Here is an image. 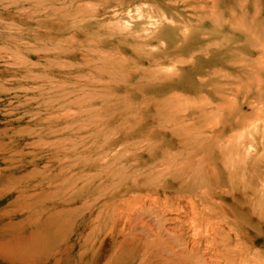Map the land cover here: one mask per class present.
<instances>
[{
	"label": "rangeland",
	"instance_id": "1",
	"mask_svg": "<svg viewBox=\"0 0 264 264\" xmlns=\"http://www.w3.org/2000/svg\"><path fill=\"white\" fill-rule=\"evenodd\" d=\"M0 264H264V0H0Z\"/></svg>",
	"mask_w": 264,
	"mask_h": 264
},
{
	"label": "bare ground",
	"instance_id": "2",
	"mask_svg": "<svg viewBox=\"0 0 264 264\" xmlns=\"http://www.w3.org/2000/svg\"><path fill=\"white\" fill-rule=\"evenodd\" d=\"M177 207V206H176ZM162 232V231H161ZM144 238V237H143ZM192 241V240H191ZM172 247V246H171ZM183 247V246H182ZM191 249V248H190ZM190 256V255H189ZM205 261V260H204Z\"/></svg>",
	"mask_w": 264,
	"mask_h": 264
}]
</instances>
